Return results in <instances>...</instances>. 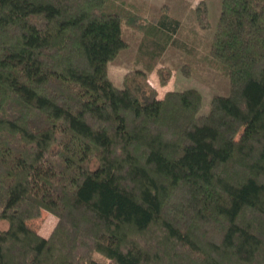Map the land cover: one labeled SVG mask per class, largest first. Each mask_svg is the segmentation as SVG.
Wrapping results in <instances>:
<instances>
[{
  "label": "trees",
  "instance_id": "16d2710c",
  "mask_svg": "<svg viewBox=\"0 0 264 264\" xmlns=\"http://www.w3.org/2000/svg\"><path fill=\"white\" fill-rule=\"evenodd\" d=\"M123 22L151 61L120 87ZM180 26L128 0H0V264H264V0H222L206 58L230 92L208 112L150 81Z\"/></svg>",
  "mask_w": 264,
  "mask_h": 264
},
{
  "label": "rangeland",
  "instance_id": "374dc122",
  "mask_svg": "<svg viewBox=\"0 0 264 264\" xmlns=\"http://www.w3.org/2000/svg\"><path fill=\"white\" fill-rule=\"evenodd\" d=\"M136 5L148 19L164 20L168 18L178 19L181 22L176 34L179 44H172L159 56L157 67L170 66L173 68L171 79L161 84L156 70L150 74V80L159 89L164 91L165 86L176 90L196 87L203 95L201 112H208L210 102L215 94L226 95L230 92V82L224 67L216 69L212 67L206 56L210 54L222 0H206L209 8L210 26L203 27L198 19L196 6L200 0H128ZM123 35L129 45L124 48L112 61L107 62L108 72L117 86H123L124 74L133 68L143 67L151 61L146 52L144 31L123 22ZM154 59L156 56L153 57ZM152 58V59H153ZM190 65L189 73L183 66ZM58 217L48 210H42L39 216L31 218L28 223L41 235L48 237L53 232ZM6 221H0V226L6 227ZM100 256V255H99Z\"/></svg>",
  "mask_w": 264,
  "mask_h": 264
},
{
  "label": "crops",
  "instance_id": "0c3cea01",
  "mask_svg": "<svg viewBox=\"0 0 264 264\" xmlns=\"http://www.w3.org/2000/svg\"><path fill=\"white\" fill-rule=\"evenodd\" d=\"M154 72V71H153ZM152 73V72H151ZM151 81V80H150ZM151 83H152V81H151ZM153 84V83H152ZM157 89H159L155 84H153ZM165 88L166 89H164V91H162L161 93L159 92L158 93V96L159 97H163L164 96V94L166 93V91H168V90H171V89H174L173 87H169V86H165Z\"/></svg>",
  "mask_w": 264,
  "mask_h": 264
}]
</instances>
